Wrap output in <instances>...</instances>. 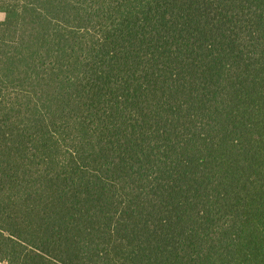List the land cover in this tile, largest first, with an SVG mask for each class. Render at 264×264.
<instances>
[{
    "label": "trees",
    "instance_id": "1",
    "mask_svg": "<svg viewBox=\"0 0 264 264\" xmlns=\"http://www.w3.org/2000/svg\"><path fill=\"white\" fill-rule=\"evenodd\" d=\"M0 13V262L264 264V0Z\"/></svg>",
    "mask_w": 264,
    "mask_h": 264
},
{
    "label": "rangeland",
    "instance_id": "2",
    "mask_svg": "<svg viewBox=\"0 0 264 264\" xmlns=\"http://www.w3.org/2000/svg\"><path fill=\"white\" fill-rule=\"evenodd\" d=\"M4 18H5V15L0 13V21L4 20ZM0 264H6V263L0 262Z\"/></svg>",
    "mask_w": 264,
    "mask_h": 264
}]
</instances>
